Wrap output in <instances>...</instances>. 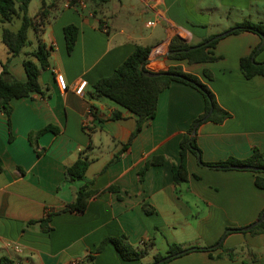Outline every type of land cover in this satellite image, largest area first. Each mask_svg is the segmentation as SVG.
Instances as JSON below:
<instances>
[{"label":"crops","instance_id":"crops-1","mask_svg":"<svg viewBox=\"0 0 264 264\" xmlns=\"http://www.w3.org/2000/svg\"><path fill=\"white\" fill-rule=\"evenodd\" d=\"M79 1L78 9L72 0H57L41 29L29 30L23 53L9 63V71L25 81L27 53L41 43L50 51L49 66L39 78L43 93L14 98L11 122L0 111V258L12 264H134L123 260L110 242L96 251L105 238L126 234L133 245L154 243L146 263L157 253L166 254L175 242L201 249L176 255L166 264H264V232L242 230L264 208V189L256 186L253 171L212 168L189 151V178L175 182L173 167L182 160L181 141L205 110L203 95L173 81L161 92L155 117L128 144L137 117L94 88L137 45L151 46L145 74L181 65L207 83L232 114L222 123L205 120L197 125L193 135L203 161L246 159L255 146L264 153V76L248 79L240 66V59L262 38L251 31L225 35L214 48L221 57L214 62L190 64L172 60L168 53L175 36L197 44L246 18L264 21V0H110L97 16L90 3ZM43 2L31 12V1L29 15L36 16ZM150 21L155 24L148 25ZM68 24L79 27L71 53L64 33ZM5 51L0 62L8 57L6 45ZM256 59L264 61V49ZM204 69L212 71V80ZM56 70L65 75L66 90L59 88ZM2 71L0 64V76ZM81 80L88 83L78 94L75 87ZM116 112L122 118L114 119ZM48 125L59 132L39 136L37 144L44 149L39 155L29 134ZM82 152L91 160L89 168L84 179L70 181L66 169ZM160 156L165 161L150 165L141 178L145 164ZM86 183L96 191L86 210L61 211ZM145 205L153 211L147 213ZM48 210L56 212L51 230L29 224ZM224 249L234 251L229 255Z\"/></svg>","mask_w":264,"mask_h":264},{"label":"trees","instance_id":"trees-1","mask_svg":"<svg viewBox=\"0 0 264 264\" xmlns=\"http://www.w3.org/2000/svg\"><path fill=\"white\" fill-rule=\"evenodd\" d=\"M32 0H0V32L2 35V41L8 49V57L6 61L0 62L3 71L0 76V111L4 112L9 122H11V114L13 111L12 100L14 98L28 97L32 93H43L40 85V74L43 69L49 66L50 51L44 43H41L39 47L27 53V57L24 59V66L27 72V80L23 81L18 79L9 71L10 61L23 53V49L29 44V30L31 28L40 30L44 23V20L50 14V11L57 6V0H53L51 3L46 4L43 2L42 8L38 11L36 16L32 17L28 13V8ZM92 5L94 15H99V7L109 2L110 0H84ZM71 4H75L77 8H80L79 0H72ZM102 20V18L100 17ZM19 21V27L13 28L11 25H17ZM230 29L232 31L229 34H237L243 31H251L261 35H264V21H254L250 18H246L241 22L235 23ZM67 51L71 53L76 45L79 27L75 24H68L64 28ZM228 35V34H227ZM216 34H212L203 39L197 44L187 42L175 36L169 45V49L173 51L170 55L172 60L182 61L187 60L188 63H206L219 60L221 57L216 55L214 48L217 43L225 36L213 39L210 43L200 46L195 49L191 47L195 45H201L204 42L214 38ZM263 41V38H262ZM262 43V42H261ZM256 46L252 52L243 56L240 59V66L243 74L246 78L250 79L256 75L264 76V61L262 64H256L252 57L254 56L256 62H260L256 59L257 54L264 49V44ZM151 53V46L137 45L135 50L128 58L121 63L110 76L99 79L95 85V92L99 96H105L117 104L127 109L137 117V126L133 132L128 144L136 137L138 132L142 129L143 125L153 119L158 109V99L162 91L170 87L173 81L182 82L195 89H197L204 97L205 110L204 112L193 122L188 133L184 135L181 141V163L174 165L173 174L176 183L187 181L189 178V171L187 167V153L189 151L197 154L201 150L197 144L196 135H193V130L196 125L205 120H211L216 123H222L227 118L231 117V112L224 109L216 98L215 93L209 87V85L203 82L200 77L190 72L184 71L181 65H171L166 69L159 72L169 73L159 76H149L141 70V65L146 64L147 59ZM34 58L36 60H34ZM204 75L212 80L214 75L209 69H204ZM213 108L211 115L206 118L207 114ZM114 119L122 118L121 113L116 112L113 116ZM52 130L55 133L59 132V129L53 125H48L39 131H32L29 134V139L36 146L37 152L41 155L44 149H39L37 139L40 135L46 131ZM127 144V145H128ZM165 161V157H155L148 161L140 171V177L143 178L146 170L152 164H161ZM91 160L82 152L75 163L68 166L66 169V177L68 180L73 181L76 179H84L86 172L89 168ZM202 164L216 169H238L240 165H253L262 168V170H251L255 174V184L257 187L264 189V153L257 146L254 147L253 153L246 159H238L235 157H229L225 160H219L216 162H205L202 160ZM4 170V161L0 156V172ZM115 187H110V190H114ZM96 193L90 187L89 183L84 184L77 191L75 200L61 210V211H75L84 212L88 206L89 198ZM147 213H151L153 210L147 205L144 206ZM56 212L48 210L46 216L39 220H31L29 224L38 223L46 231L51 230L50 221ZM264 217V208L258 216V219ZM257 219V220H258ZM241 229V228H237ZM250 232L252 234H259L264 232V220L253 227ZM112 243L120 256L125 261L134 262V264H166L179 252L188 249L179 243H170L169 249L166 254L157 253L154 256L152 262L146 263L143 260L150 254L153 249V242L142 241L139 245H133L126 234L119 236H109L105 238L98 246L96 251H101L105 244ZM194 249H201L200 247H194ZM207 250L208 248H202ZM226 253L230 255L234 249H224ZM91 259L93 257L89 255ZM163 258H167L161 262ZM0 264H12L11 260L7 257L0 258Z\"/></svg>","mask_w":264,"mask_h":264},{"label":"water","instance_id":"water-1","mask_svg":"<svg viewBox=\"0 0 264 264\" xmlns=\"http://www.w3.org/2000/svg\"><path fill=\"white\" fill-rule=\"evenodd\" d=\"M231 31H232V29H229V30H227V31H225V32H223V33L217 34L214 38L210 39L209 41L204 42V43L201 44V45H195V46L191 47V49H195V48H198V47H200V46L206 45V44L210 43L213 39L220 38V37H222V36H224V35H227V34H229ZM261 36H262V38H263V41H262V43H261V46H262V45L264 44V35H261ZM168 53L171 55V54H173V51L169 50ZM252 59H253V61H254L256 64H258V65H259V64H262V62H256L254 56L252 57ZM144 65H145V64H142V65H141V70H143ZM146 74L149 75V76H159V75L169 74V73H164V72L156 71V72H146ZM212 111H213V108H212V109L210 110V112L207 114L206 118H208V117L211 115ZM196 129H197V125L194 127V130H193L194 133H195ZM197 156H198V160H199V162L202 164V158H201V154H200V152H197ZM238 168H239V169H250V170H262V168L257 167V166H253V165H240V166H238ZM263 220H264V217H262V218L256 220L255 222H253L252 224H250V225H248V226H246V227H243L242 230H251L253 227H255L256 225L260 224ZM220 243H221V241H220L218 244H216L215 246H213L212 248H216L217 246L220 245ZM193 249H194V247H193V248L185 249V250L179 252L178 255L183 254V253H186V252H188V251H190V250H193ZM166 259H167V258H163V259L161 260V262L165 261Z\"/></svg>","mask_w":264,"mask_h":264},{"label":"built area","instance_id":"built-area-1","mask_svg":"<svg viewBox=\"0 0 264 264\" xmlns=\"http://www.w3.org/2000/svg\"><path fill=\"white\" fill-rule=\"evenodd\" d=\"M154 24H155L154 21L148 22V25H154ZM56 80L60 89L62 90L67 89L68 84L65 75L57 70H56ZM87 83H88L87 80H81L75 87V91L78 94H83L84 88L86 87ZM71 264H79V260H73Z\"/></svg>","mask_w":264,"mask_h":264},{"label":"rangeland","instance_id":"rangeland-1","mask_svg":"<svg viewBox=\"0 0 264 264\" xmlns=\"http://www.w3.org/2000/svg\"><path fill=\"white\" fill-rule=\"evenodd\" d=\"M42 1L43 0H32L31 6H30V11L35 12V10L39 7V5L42 4ZM44 1L47 3H50L52 0H44ZM19 23L20 22L17 21V25L13 24V25H11V27H13V28L19 27ZM5 55H6L5 44H4V42L1 41L0 42V57L4 58ZM109 100H110V102H113L111 99H109ZM87 264H89V263H87Z\"/></svg>","mask_w":264,"mask_h":264}]
</instances>
